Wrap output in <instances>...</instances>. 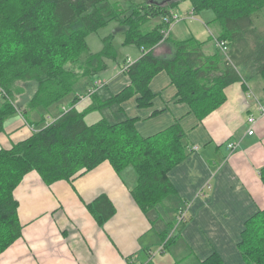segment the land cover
<instances>
[{"label":"trees","instance_id":"16d2710c","mask_svg":"<svg viewBox=\"0 0 264 264\" xmlns=\"http://www.w3.org/2000/svg\"><path fill=\"white\" fill-rule=\"evenodd\" d=\"M179 1H145L142 8L126 15L119 2L109 0H0V133L4 122L19 111L13 104V94L20 88L17 83L36 82L22 116L30 122V116L38 115L35 124L39 125L52 105L74 91L81 77L90 71L97 73L98 69H90L88 63L84 71L81 66L78 69L82 70L69 68L68 62L80 58L86 36L109 20H120L125 25V43L135 45L142 54L124 70L129 85L108 100L95 98L79 111L75 104L80 95H74L70 107L47 126L9 148H0V253L21 236L13 191L30 171L38 172L46 184H51L83 175L105 160L119 174L131 166L136 182L130 193L143 212L174 193L167 174L185 155L184 134L177 123L142 137L134 127V119L110 123L102 118L87 124L86 112L120 105L134 95L140 107L148 106L154 96L149 89L151 79L166 71L177 88L176 99L187 103L202 119L225 101L224 88L241 80L237 67L264 76V41L253 29L264 0H189L192 13L206 9L213 13L208 25L215 26L217 34L211 38L224 42L227 53L205 55L202 43L193 36L183 40L168 36L173 53L154 55L163 37L161 30L167 27L163 19L172 14ZM154 18H158L155 23ZM108 54L103 50L91 54L87 62ZM213 72L220 74L214 76ZM259 176L264 184V166ZM87 208L99 225L115 212L105 194L98 195ZM237 248L247 264H264V208L245 221ZM221 263L217 252L200 262Z\"/></svg>","mask_w":264,"mask_h":264},{"label":"crops","instance_id":"0c3cea01","mask_svg":"<svg viewBox=\"0 0 264 264\" xmlns=\"http://www.w3.org/2000/svg\"><path fill=\"white\" fill-rule=\"evenodd\" d=\"M206 10L190 15V8L185 16H198L199 21ZM206 15L211 22L213 13ZM260 19L257 15L253 29L264 41L262 30L256 28ZM168 36L176 40L193 36L197 40L190 29L180 39L175 26H171ZM215 40L201 42L205 55L215 53ZM164 41L154 48V55L169 56L171 44ZM210 42L213 44L206 53ZM136 49L138 55L133 62L142 55ZM237 70L241 80L226 86L225 101L202 119L187 103L176 99L177 88L166 71L151 79L149 89L154 96L148 106L140 107L137 95L120 104L121 120L134 119V127L142 137L174 123L184 134V158L167 174L175 191L161 205L147 212L139 208L130 193L136 182L131 166L119 174L105 160L83 175L51 184H46L38 172L30 171L13 191L21 236L0 253V264H200L213 252L220 255L221 264H247L237 244L245 221L264 208V184L259 176L264 166V116L260 114L264 76L244 66ZM91 80L99 87L75 107L84 101L90 105L94 98L108 100L129 85L122 68L106 80H98L97 73ZM104 86L108 91L99 97L97 92ZM74 91V95H83L76 87ZM57 104L48 109L47 121L63 110ZM249 116L255 118L251 135L247 134ZM32 125L19 112L9 117L0 133V144L13 141V145L14 140L16 143L28 137ZM229 143L235 144L233 149L227 147ZM194 146L198 148L194 150ZM101 194L109 198L115 212L99 225L87 205ZM170 209H174L172 215ZM181 211L185 212L184 220H178Z\"/></svg>","mask_w":264,"mask_h":264},{"label":"rangeland","instance_id":"374dc122","mask_svg":"<svg viewBox=\"0 0 264 264\" xmlns=\"http://www.w3.org/2000/svg\"><path fill=\"white\" fill-rule=\"evenodd\" d=\"M109 1L119 2L123 6L126 15H129L131 13V11L136 9V8L137 9L142 8V5L145 4V0H134V2H132V3H129L127 0H109ZM154 1L157 3L163 4V3H166L167 1H171V0H154ZM176 8H178L177 11L180 13L181 18H178L177 20L173 21L172 27L175 26V31L178 33V37H181L180 39L185 37V34L188 33L189 29L193 30L194 35L197 36V40L200 42L207 41L208 39L211 38V35L214 34V31L216 29V28L214 29V27L211 26L210 24L208 25L210 19L208 18V16L206 14L208 12H210V14H211V11L206 10V12L202 13L201 14L202 20L198 19L200 21L199 22L196 20L198 16H195V17L193 16L191 18L185 16L191 8V4H190L189 0H180L179 3L177 4V6L175 7V9ZM257 15H258V17H261V19L256 24V28L262 30L261 33H262V36L264 38V8L260 12H258ZM193 18H195V19H193ZM157 20H158V18H154L152 22L155 23ZM153 23H151V25ZM186 24H187V26H186ZM148 25H150V24L148 23ZM206 25H207V28H206ZM125 29H126L125 25L122 24V22L120 20L112 19V20H109L106 24L99 27L96 31L89 33L85 38V51H83L81 53L80 58H78L77 61L73 62L74 64L68 62V65H69L68 67L78 69V66H81L83 68V70L86 71L85 69L88 68V66H87V63H88V65L90 64V69H94V70L98 69L97 70L98 80H106L108 77L114 75L116 72H118L123 67H125L127 69L128 66L123 65L127 61L126 58L129 57L130 63H132L137 58V55H138L137 52L138 51H137L135 45L125 43V39H124ZM248 39L250 40L249 41L250 44L251 43L253 44L252 37L248 36ZM215 41H217V40H215ZM213 42H210L205 47L206 53H207V51H209V46H211V44H213ZM160 43H163V42L160 41ZM109 45H110V47H109L110 49L107 50ZM216 46H218V48L216 49L217 52H219V53H225L226 52L227 53V48H226V50H224V49L222 50L220 48V46L217 45V42H216ZM113 49L115 51H113ZM102 50L104 52H108L109 54L108 55H101L99 57V59L95 58V59L91 60L90 63L87 62L88 56H90L91 54L92 55L101 54ZM214 50H215V48H214ZM172 53L173 52L171 51V53L169 55H171ZM78 70H82V69H78ZM94 72L95 71H90L91 74L84 76V77H81L78 80L77 85H76V91L83 94V95H80V97H79L80 99L78 100V102L81 100L82 97H87V96L90 97V95L88 94L89 93L88 90L93 91L99 87L98 83H95L94 81L91 80L92 77L94 76L93 75ZM210 72H212V71H210ZM213 73L215 74L214 76H217V74H218L217 72H213ZM212 78H209V81ZM209 81H208V83H209ZM17 85L20 88H17L18 91L13 94V96H14V103L13 104H14V108L19 109L18 112L22 115V108L25 107L29 98L34 93L35 88H36V82L35 81H30V82H26V83L19 82V83H17ZM106 90L108 91L107 87L104 86V88L102 90L97 92V95L99 97H102L104 95L103 92H106ZM74 92L75 91H72L62 101H60V103L58 102L57 105L59 108L64 107L63 111L66 110V107L68 106L69 101L72 99ZM88 103L89 102L84 101V102L76 105V108L79 111H83L89 106ZM122 113H123V111L121 110L120 105H116V104H113L112 106L106 105L105 107L100 108L99 110H92V111L86 112L84 115V121L87 124H92V123L104 118L106 121H108L110 123H114V122L121 121V119L123 117L121 115ZM30 117H31L30 119L32 121L30 120V122H29L28 120H26V119L25 120L29 125L33 124L32 126H34V127H32V128L35 130L32 129L31 132H35L36 130L47 126L49 121H51V120H48V121L44 120L40 125L37 126L35 124V121L37 120L38 115H33ZM48 118H50L49 115L47 116V119ZM25 125L28 126L27 124H25ZM15 141H17V140H14V143H15ZM12 143H13V141L10 143L7 142V144H0V148L8 147V146L12 145ZM229 144H233V143H229ZM4 145H7V146H4ZM133 172H134V170H133ZM173 212H174V209H170L169 215H172ZM166 236H167V233L165 236L162 237L163 242H164V237H166ZM154 250H156V248ZM172 250H174V247L169 248V252L172 253Z\"/></svg>","mask_w":264,"mask_h":264},{"label":"built area","instance_id":"2783aa9c","mask_svg":"<svg viewBox=\"0 0 264 264\" xmlns=\"http://www.w3.org/2000/svg\"><path fill=\"white\" fill-rule=\"evenodd\" d=\"M193 13L191 12L190 15H192ZM178 18H181V15L178 11H175V10H172V14L171 15H168L166 16L163 20L164 22L167 24V27L162 29L161 30V33L163 34V39H165L168 34H169V31L171 29V26H172V22L177 20ZM217 45L220 46V48L223 50H226V46L224 44V42H218ZM130 64V61L127 60L126 63L124 64V66H128ZM123 71L125 70V67L122 68ZM89 93L88 94H91L92 91L88 90ZM260 114L261 116H264V106H260ZM247 122L251 125L250 128L247 130V134H253L254 130H253V124L255 122V118L253 116H249L247 118ZM235 146V144H228V148H231L233 149ZM198 147L197 146H194V150H196ZM185 219V212L184 211H181L180 213H178V220H184Z\"/></svg>","mask_w":264,"mask_h":264},{"label":"water","instance_id":"95a60500","mask_svg":"<svg viewBox=\"0 0 264 264\" xmlns=\"http://www.w3.org/2000/svg\"><path fill=\"white\" fill-rule=\"evenodd\" d=\"M149 1V3H153V2H155L154 0H148ZM155 3H157V2H155Z\"/></svg>","mask_w":264,"mask_h":264},{"label":"bare ground","instance_id":"6f19581e","mask_svg":"<svg viewBox=\"0 0 264 264\" xmlns=\"http://www.w3.org/2000/svg\"><path fill=\"white\" fill-rule=\"evenodd\" d=\"M167 37H168V36H167ZM167 37H166V38H167ZM166 38H165V39H166ZM165 39H163V37H162L161 41L163 42Z\"/></svg>","mask_w":264,"mask_h":264}]
</instances>
